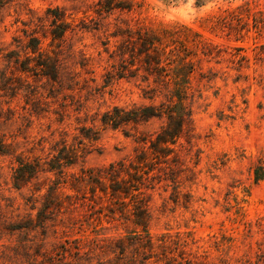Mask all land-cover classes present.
Returning a JSON list of instances; mask_svg holds the SVG:
<instances>
[{
    "label": "rangeland",
    "instance_id": "rangeland-1",
    "mask_svg": "<svg viewBox=\"0 0 264 264\" xmlns=\"http://www.w3.org/2000/svg\"><path fill=\"white\" fill-rule=\"evenodd\" d=\"M54 13L69 24L55 40ZM32 35L55 80L16 65ZM148 53L166 66L150 73ZM171 102L187 121L148 191L147 229L107 197L37 222L53 173L16 187L17 159L48 162L66 146L78 153L69 173L128 159L167 118L112 126L103 113ZM259 164L264 0H0V264H264Z\"/></svg>",
    "mask_w": 264,
    "mask_h": 264
},
{
    "label": "trees",
    "instance_id": "trees-1",
    "mask_svg": "<svg viewBox=\"0 0 264 264\" xmlns=\"http://www.w3.org/2000/svg\"><path fill=\"white\" fill-rule=\"evenodd\" d=\"M50 12L54 11L50 10ZM54 14L53 27L49 31L51 37L55 40L65 36L69 24L64 14ZM44 36H47V34ZM42 45V38L32 35L26 42V57L21 58L19 55H13L15 57L14 61L25 72L31 71L33 74L48 76L55 80L58 77L57 61L53 56L45 54ZM147 56L152 59L147 61L150 73L155 68L166 66L161 63V55L158 57L156 54L148 53ZM171 101L173 102V100ZM172 102L163 109L156 106L136 109L115 106L103 113L101 119L103 124L112 126H121L124 123L136 122L152 116L167 118L166 123L157 133L142 137L139 140L143 144L142 147L137 150L134 156L128 159L112 162L100 168H82L80 172L73 173H69L67 168L75 164L78 153L73 148L67 149L66 146L58 150L48 162L42 161L40 157L33 160L17 159L18 166L14 171V184L16 187L31 181L41 170L47 169L46 171L53 173L49 185H46L47 191L43 194V204L38 208L36 214L37 222L43 226L47 219L67 210L64 209L67 208L66 204H75L77 202L74 201L75 199L82 200V204L88 202L92 206V203H97L98 197H107L110 203H115L118 206L109 207L112 212L115 213L118 210L121 215H126L128 212L136 226L147 229L150 222L148 210L150 203L146 199L148 191L153 189L155 183L158 182L159 172L163 170L160 164L165 163L169 158L174 149L173 146L178 143L179 138L184 133L187 121L186 115L176 109L178 103L174 102L172 104ZM254 177L257 181L264 178V164L255 167ZM43 188L45 186L38 187L36 190L40 191ZM67 188L77 194L69 193L63 198L61 195L66 193L65 189ZM80 192H84L83 194L86 195L80 196ZM78 248L76 260L84 257L85 254L82 247ZM71 254L69 249L63 247V258ZM51 261L55 263V257H52Z\"/></svg>",
    "mask_w": 264,
    "mask_h": 264
}]
</instances>
